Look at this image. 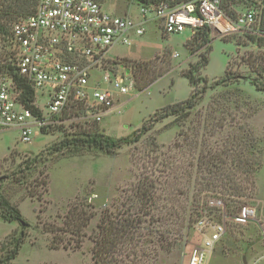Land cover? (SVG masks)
Returning <instances> with one entry per match:
<instances>
[{
    "label": "rangeland",
    "instance_id": "374dc122",
    "mask_svg": "<svg viewBox=\"0 0 264 264\" xmlns=\"http://www.w3.org/2000/svg\"><path fill=\"white\" fill-rule=\"evenodd\" d=\"M220 1L222 4V0ZM234 1L229 4L233 15L253 8L257 19L261 20L264 0ZM141 3L139 0L101 2L107 12L128 15L134 20L140 17ZM194 34L197 33L188 30L165 34L152 19L146 23L143 36L134 37L131 45H116L109 49L108 57L119 62L120 67L115 68L122 74L128 71L130 61L143 64L142 69L136 72V88L149 78L161 75L149 87L136 89L129 96H120L117 100L118 104L121 103L120 111L103 117L93 127V130L108 134L101 127L103 122L107 123L111 136L116 137L126 136L139 128L142 121L155 109L187 98L190 86L187 79L179 76L181 71L188 69L189 63L199 61V53L203 52L209 57L204 70L201 68L193 75L195 84L191 90L196 92V104L189 115L185 118L179 115L166 117L154 124L137 142L122 145L114 155H107L86 145L73 146L63 152H52L51 149L62 140H70L73 135L76 136L79 128L87 130L86 121L90 120L79 118L81 116L71 118V121L62 126L34 134L33 140L27 144L19 142L16 130L0 131V187L12 202L19 205L22 215L30 224V236L22 245L14 264H91L92 242L88 238L83 240L78 249L49 247L50 235L42 232L36 219L37 209L40 205L45 206L42 219L60 225L69 203L78 197L91 204L96 211L85 229L90 234L96 228L101 208L108 206L114 209L119 206L121 201L131 196L134 185L145 175L152 180H160V184L156 182V185L158 188L166 186L165 191L168 193L177 188L183 192L175 196L177 204L184 206L185 227L181 230L182 236L169 251L160 252L154 264H187L192 245L209 233V228L198 230L195 226L197 214L194 210L200 205L202 196L221 197L226 205L225 211L230 216H234L244 205H255L262 221V226L252 221L227 222L224 237L214 251L207 255L203 264H264V141L256 148L250 145L245 153V160L252 167L259 161L261 163L253 175L248 172L247 165L243 167L245 170L231 166V157L227 158V163L220 170L213 166L210 171L208 168H198L199 155L205 154L207 158L214 151L221 150L222 144L234 138V134H243L237 126H242L245 130L250 128V137L255 135L257 138H264V92L256 91L248 79H238L236 82L230 80L237 75L256 79L257 71L243 62L254 61V66L260 70L264 65L263 48H258L244 34L234 32L226 37L209 39L211 43L206 44L198 53L190 51V44H184ZM237 42L240 45L235 44ZM210 45L208 53L205 49ZM175 52L177 57L173 56ZM250 53L253 55L250 56ZM226 65L228 69L224 75ZM222 77H227L228 80L223 85L215 86L216 81ZM200 78H207V81L203 83ZM46 101L45 98H37V104L41 107H44ZM216 102L221 106L214 110ZM68 116L65 115V118ZM230 121H234V125H230ZM221 124L224 126L221 127ZM85 126L87 127L84 128ZM244 136L246 141L247 135ZM193 142L198 145L193 147ZM247 143L251 141L248 139ZM258 148L262 151L257 152ZM33 155L38 164L26 170V164L31 162ZM43 164L50 167L49 190L41 196L40 201L31 200L27 197L28 192L41 191L40 183L36 187L34 184L41 180L42 176L38 175V171ZM162 164H166V167ZM23 174L26 176L20 178ZM221 174H229L235 184L222 179ZM252 176L254 185L250 181ZM166 177L168 179L165 182ZM202 177L210 178V184H202ZM211 220L215 222L218 216L212 215ZM11 225L0 221V239ZM31 241L35 243L32 244Z\"/></svg>",
    "mask_w": 264,
    "mask_h": 264
},
{
    "label": "built area",
    "instance_id": "2783aa9c",
    "mask_svg": "<svg viewBox=\"0 0 264 264\" xmlns=\"http://www.w3.org/2000/svg\"><path fill=\"white\" fill-rule=\"evenodd\" d=\"M32 1L35 6L31 13L9 22L6 32L0 31V131L16 130L19 142L24 144L43 129L78 118L71 115L72 106L82 104L86 114L79 118L97 123L118 111V98L136 90L135 80L130 68L120 73L115 68L120 67L119 62L107 53L113 46L131 45L134 37L144 34L149 20H155L165 34L205 29L214 39L234 32L251 36L262 33L253 8L233 17L221 7L220 0H189L174 5L142 2L137 20L109 13L96 0ZM15 76L33 89V105L39 113L21 101L22 89ZM38 97L47 100L44 107L37 104ZM225 207L219 196H202L194 210L195 226L210 231L192 245L187 264L204 263L224 237L227 222L252 221L262 226L255 205L242 206L234 216L227 214ZM212 215L218 220L212 222Z\"/></svg>",
    "mask_w": 264,
    "mask_h": 264
},
{
    "label": "trees",
    "instance_id": "16d2710c",
    "mask_svg": "<svg viewBox=\"0 0 264 264\" xmlns=\"http://www.w3.org/2000/svg\"><path fill=\"white\" fill-rule=\"evenodd\" d=\"M101 3L103 0H96ZM145 4H157L160 1H166L170 5L189 0H139ZM234 0H222L221 7H223L227 14L235 15L233 10L229 8L230 3ZM34 1L32 0H0V31L6 32V25L12 20L31 13L34 9ZM262 18L260 23V36L245 35V37L256 44L258 48H263L264 52V9L262 10ZM192 38L185 42V46L190 44L192 47L190 51L198 52L206 44L211 43L208 33L205 29L196 32ZM210 39V40H209ZM240 45L239 42L235 43ZM211 45L206 48V52H210ZM253 54L250 53V56ZM200 60L188 64V69L182 70L180 75L185 77L189 84H195L194 73H197L201 68L208 64V56L201 52L198 54ZM254 58H256L254 56ZM264 59V57H262ZM249 68L257 71V78L250 79L247 76L237 75L232 76L230 80L236 82L238 79H248L250 84L253 85L256 91L264 92V65L259 70L255 67V62H243ZM142 63L131 62L127 68L132 70L134 79L136 72L142 69ZM228 65V64H227ZM226 69H228L226 67ZM226 69L224 75L226 74ZM165 74V73H164ZM163 75V74H162ZM160 74L156 77L149 78L141 86L136 89L142 90L149 87ZM18 86L22 89L21 101L23 104L32 111L39 113V110L33 105L35 101L34 91L24 79L15 76ZM136 80V79H135ZM205 83L207 78H200ZM228 80L227 77H222L217 80L215 86L223 85ZM196 92L191 90L190 95L181 101H177L161 107L151 114L141 126L134 129L130 134L122 137H112L104 134L101 131L93 130L97 125L95 121H86L88 124L87 130L79 128L77 135H73L70 140H62L58 146L51 149L52 152H63L73 146L86 145L96 148L107 155H114L118 149L124 144L137 142L142 135L149 132L154 124L160 122L169 116L187 117L189 111L196 104ZM217 110L220 108V103L216 102ZM212 105V106H214ZM72 116H83L86 114V108L82 104L71 107ZM234 121H230V125ZM224 124H221L223 127ZM85 126L84 128H86ZM242 130L243 134L239 132L234 134L230 141L224 142L223 148L219 151H214L209 157L206 158L205 154L198 156V168L216 167V170L223 168L222 165L227 163V158L231 157L229 164L237 169L243 168L245 165L249 168L250 174L253 175L260 167V161L252 167L250 163L245 160V153L248 151L250 145L256 146L264 141V138H257L255 135L250 137V128L244 129L242 126H237ZM44 131V129H43ZM246 136V141L244 140ZM188 136H185L187 140ZM251 143H247V140ZM198 143L193 142L192 146L196 147ZM176 146H180L176 144ZM260 148L257 152H261ZM32 156V154H29ZM26 163V162H24ZM38 160L33 155L31 162L26 164V170H30L37 166ZM190 164V163H188ZM165 168L166 164H162ZM49 166L43 164L38 175L42 176L40 181L34 184V187L40 183L41 191L28 192L27 197L31 200L36 199L40 201L41 196L48 193L49 190ZM245 170V168H243ZM165 170V169H164ZM222 179L227 182H234V179L229 174H221ZM23 174L20 178L25 177ZM20 178L18 180H20ZM173 178H176L173 176ZM216 178V177H215ZM220 176L218 177V179ZM168 178H165V182ZM210 178L202 177V184H210ZM213 179V178H212ZM217 179V178H216ZM205 180V181H204ZM248 180V179H247ZM251 184L254 185L253 176L250 178ZM156 182L160 184V180H152L148 176H142L132 189L131 196L126 200L121 201L119 206L114 209L108 206H103L99 212V220L96 228L90 233H86V227L89 225L90 220L96 215L93 206L84 200L76 197L69 203L66 213L61 218V224L57 225L53 222L43 220L41 214L45 211V206L40 205L37 209L36 219L41 225L42 232L50 235L49 247L51 249H78L81 247L85 238L92 242L91 247V264H154L160 252L169 251L175 243L182 236L181 230L185 227L182 207L177 204V196L183 193L179 188L173 189L169 193L166 192V186L158 188ZM0 219L3 221L17 222L18 226L12 230L6 237L0 240V264H14V259L17 257L24 242L29 238L28 221L23 217L18 204L12 202L1 190L0 187ZM173 224V225H172ZM168 225V226H167ZM177 225V227H176ZM170 227V228H169ZM34 243V242H32ZM40 264H59V263H40Z\"/></svg>",
    "mask_w": 264,
    "mask_h": 264
},
{
    "label": "crops",
    "instance_id": "0c3cea01",
    "mask_svg": "<svg viewBox=\"0 0 264 264\" xmlns=\"http://www.w3.org/2000/svg\"><path fill=\"white\" fill-rule=\"evenodd\" d=\"M109 13H111V12H109ZM184 31H185V30H184ZM188 31H189V30H188ZM189 32H190V31H189ZM191 33H192V32H191ZM142 36H143V35H142ZM190 38H191V36H189V37L185 40V42H186L187 40H189ZM134 39H135V38H134ZM134 39H133V41H134ZM185 42H184V44H185ZM208 55H209V54H208ZM125 57H130V56H125ZM131 57H134V55L131 56ZM131 57H130V58H131ZM208 62H209V57H208ZM228 62H229V61H228ZM228 62H227V64H228ZM205 67H206V66H205ZM205 67H204V68H205ZM226 67H227V65H226ZM226 67H225V69H226ZM204 68H203V70H204ZM224 72H225V70H224ZM179 76L183 77L182 75H179ZM160 77H161V76H160ZM160 77H158V78H160ZM158 78H157V79H158ZM184 78H185V77H184ZM157 79H156V80H157ZM185 79H186V78H185ZM156 80H155V81H156ZM155 81H153V82H155ZM187 81H188V80H187ZM153 82H152V83H153ZM152 83H151V84H152ZM188 83H189V82H188ZM151 84H150V85H151ZM172 84H173V80H171V85H172ZM189 86H190V92H189V95H190V93H191V89H192L191 87H192V86H191L190 84H189ZM189 95H188V96H189ZM185 99H186V98H185ZM183 100H184V99H183ZM178 101H181V100H178ZM174 102H177V101H173V102L167 103V104H165V105H168V104H171V103H174ZM165 105H163V106H165ZM163 106H161V107H163ZM161 107L155 109L151 114H153L156 110L160 109ZM120 109H121V106L119 107L118 111H116V112H119ZM151 114H150V115H151ZM150 115H149V116H150ZM149 116H148V117H149ZM148 117H147V118H148ZM147 118H146V119H147ZM144 120H145V119H144ZM144 120H143V121H144ZM143 121H142V122H143ZM101 127H102V130H104L105 133H108V134H110V136H111V133L109 132V128H108L109 125H108L107 123H104V122H103V124L101 125ZM108 134H107V135H108ZM112 137H116V136H113V135H112ZM3 157H4V156H3ZM3 157H2V158H3ZM261 202H262V201H261ZM261 202H260V203H261ZM18 207H19V205H18ZM261 207H262V204H261ZM19 209H20V208H19ZM20 211H21V210H20ZM261 214H262V216H263L262 208H261ZM23 217H24V216H23ZM263 219H264V216H263ZM0 221H2V222H7V221H3V220H1V219H0ZM13 222H15V221L7 222V223L11 225V224H13ZM17 226H18L17 222H15V224L11 225L10 229H9V230H6V232L4 233V234H5L4 237H6V236H7L12 230H14L15 228H17ZM4 237H3V238H4ZM3 238H2V239H3ZM2 239H0V240H2ZM31 243H32V241H31ZM34 243H35V242H34ZM34 243H32V244H34ZM213 251H214V250H213ZM213 251H212V252H213ZM212 252H211V253H212Z\"/></svg>",
    "mask_w": 264,
    "mask_h": 264
}]
</instances>
